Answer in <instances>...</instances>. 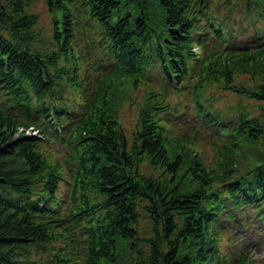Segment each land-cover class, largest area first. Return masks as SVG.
I'll list each match as a JSON object with an SVG mask.
<instances>
[{
	"label": "trees",
	"instance_id": "trees-1",
	"mask_svg": "<svg viewBox=\"0 0 264 264\" xmlns=\"http://www.w3.org/2000/svg\"><path fill=\"white\" fill-rule=\"evenodd\" d=\"M42 1L49 28L0 0V264H248L222 244L230 224L264 230V0ZM239 5L250 39L232 37ZM126 84L148 90L129 131ZM189 86L200 127L174 137L170 96ZM213 86L255 108L215 109Z\"/></svg>",
	"mask_w": 264,
	"mask_h": 264
},
{
	"label": "rangeland",
	"instance_id": "rangeland-1",
	"mask_svg": "<svg viewBox=\"0 0 264 264\" xmlns=\"http://www.w3.org/2000/svg\"><path fill=\"white\" fill-rule=\"evenodd\" d=\"M30 9L34 13L39 15V26L42 28L50 27V17L49 13L43 4L42 0H31ZM242 6H237L230 16L232 20V37L235 40L250 39L254 35V26L252 25V20L250 16L244 15V12L241 11ZM220 12L223 10L220 9ZM262 23H260L261 25ZM258 24V26H260ZM80 42V41H79ZM81 45V43H80ZM216 45L214 39H212L207 45L206 48ZM81 47V53H84L83 46ZM196 53H200V49L194 47ZM86 65V62H85ZM154 73V69L152 70ZM234 78L237 82H241L246 85L252 84V78L250 74L244 72L242 68L235 69L233 72ZM147 86L150 88L152 85L151 82H147ZM146 85L140 84L136 89H132L129 84H126L124 88V95H130L128 100L124 95L120 98V103L118 107V113L121 117L122 126L126 130H131L135 120H136V108L140 103L141 96H143L146 91H148ZM190 86L186 87L182 92L175 93L170 96V101L177 107L176 112H172L171 115V125L169 127V133L174 137H179L182 134H187L190 137L195 133L192 128V123L196 122V127L199 129L201 120H195L194 114V105L191 97ZM73 95V92H70ZM207 96L211 98L212 105L215 109H224L228 111L231 108V111H234L236 107L239 106H249L255 108V103L252 100L239 97L229 90H225L222 87L218 88L213 86L207 90ZM73 102L70 101V105ZM19 132V130H18ZM182 132V133H181ZM213 136L215 138L221 137L218 132L208 128V130H202L199 132V135H196V145L203 151L204 155L210 160L213 159V151L206 144L207 140L205 137ZM47 142H44L43 147L49 151L51 157L59 159V157L64 153V148L60 143L57 142L55 138L47 139ZM144 212L141 211V223H147V219L144 217ZM251 224V222H250ZM256 223L249 225L245 222V226L239 224L232 225L230 224L227 227V230L224 233V244H222V249L225 252L233 253L235 256L240 253H245V260L248 264H264V230H258ZM79 249V245L75 246V250ZM116 252L119 258L124 255H127L129 249L126 245H118Z\"/></svg>",
	"mask_w": 264,
	"mask_h": 264
}]
</instances>
